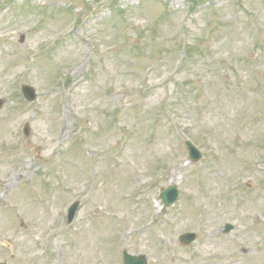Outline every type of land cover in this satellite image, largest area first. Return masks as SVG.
I'll list each match as a JSON object with an SVG mask.
<instances>
[{"label": "rangeland", "instance_id": "rangeland-1", "mask_svg": "<svg viewBox=\"0 0 264 264\" xmlns=\"http://www.w3.org/2000/svg\"><path fill=\"white\" fill-rule=\"evenodd\" d=\"M124 249L264 264V0H0V262Z\"/></svg>", "mask_w": 264, "mask_h": 264}, {"label": "water", "instance_id": "water-1", "mask_svg": "<svg viewBox=\"0 0 264 264\" xmlns=\"http://www.w3.org/2000/svg\"><path fill=\"white\" fill-rule=\"evenodd\" d=\"M23 92L29 100H34L36 98L35 90L29 85L23 86ZM26 133L29 134V126L26 127ZM186 146L189 152V156L193 161H198L202 157L201 151L191 142L187 141ZM179 190L176 185L168 187L162 194L161 197L165 206L172 205L179 197ZM80 206V201H76L70 208L69 212V222H72L75 218V214ZM232 225L228 224L226 227V232L232 229ZM197 238L196 233H185L181 235L180 240L182 243L188 245ZM5 264V263H2ZM125 264H148V261L144 255L133 256L125 252Z\"/></svg>", "mask_w": 264, "mask_h": 264}, {"label": "bare ground", "instance_id": "bare-ground-1", "mask_svg": "<svg viewBox=\"0 0 264 264\" xmlns=\"http://www.w3.org/2000/svg\"><path fill=\"white\" fill-rule=\"evenodd\" d=\"M15 179V174L12 175V177L10 178V180Z\"/></svg>", "mask_w": 264, "mask_h": 264}]
</instances>
